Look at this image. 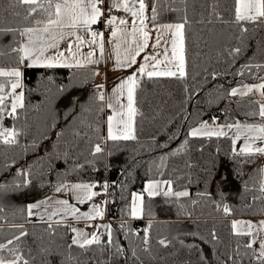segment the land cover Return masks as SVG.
Instances as JSON below:
<instances>
[{
	"label": "snow or ice",
	"instance_id": "6c2138e0",
	"mask_svg": "<svg viewBox=\"0 0 264 264\" xmlns=\"http://www.w3.org/2000/svg\"><path fill=\"white\" fill-rule=\"evenodd\" d=\"M165 13H174L175 21L161 22ZM101 22L104 24L102 30L95 27ZM257 33H264V0H7L6 6L0 3V145L14 149L19 146L20 137L26 134L23 127L4 125L6 118L19 121L21 113H27L29 105L23 83L25 68L79 71L94 69L106 60H112L115 71L133 69L110 91H106L102 83L95 86L96 112L104 114L107 109L109 114L106 120L98 119L88 125L98 135V142L92 143L89 152L94 159L86 161L94 166V160L105 153L108 142L118 144L138 140V118L140 121L145 119L143 106L149 103L143 87L145 80L153 83L162 79L187 81L190 56L209 55L214 49H218V55L226 53L231 61H235L243 53L246 42ZM261 40L264 43V37ZM253 67L264 69V64L243 65L237 74L243 76ZM99 74V71L91 70L93 78ZM211 75L215 79L217 73ZM257 79L262 82L232 87L226 96L251 95L248 102L255 108L246 115L258 118L259 122L234 120L218 124L214 117L211 124L200 121L191 127L188 137L230 139L232 155L244 157L245 162L264 157V76ZM185 92H188L186 87ZM257 94L259 99H255ZM104 124L106 135H100ZM74 135L80 136V132ZM241 139L243 144L237 148ZM88 140L91 141V137ZM188 149L189 140L185 139L170 155L180 156ZM68 155L66 152L65 156ZM168 159V155L161 156L156 164L158 176L165 175ZM82 167V164L75 165V168ZM184 167L191 169L193 164L185 161ZM181 171L179 167L173 169L177 173L175 178L149 179L142 191L131 193L129 203L122 210L128 219L148 217L142 235L131 229L127 220L120 225L121 230L126 229V236L140 240L131 251V258L138 264H144L140 253L151 260L159 257L152 243L153 198L164 197L166 203L176 206L178 214L189 218L193 215L190 208L194 210L201 203L209 202L212 194L207 190L192 198L191 176L180 175ZM19 175L21 179L17 183H0V200L32 183L30 173ZM181 180L188 183L181 184ZM97 187L103 192L93 190ZM110 187L114 185L108 182L98 185L61 180L55 192L64 193L70 199L49 197L20 210L27 223L38 217V221L46 225L39 236L30 233L24 223L9 220L0 203V264H53L54 259L57 264H115L121 257L120 264H127V249L114 237L112 225L96 223L104 220L110 201L103 199L96 203L95 198L111 196ZM245 188H248L247 184ZM248 190L254 194L245 209L258 215L259 219L235 218L234 209L223 202V193L219 202L212 201L213 211L220 214L228 229L227 239L217 231L214 220L207 236L198 232L184 233L191 237V242L187 243L178 237L161 236L156 245L169 250L172 264H193V257L196 264H264V168L259 169L258 183L254 181ZM89 202L87 211L77 207ZM228 217L233 218L228 220ZM80 222L83 227L76 226ZM61 229H65V233L61 234ZM68 233L71 234L70 242H67ZM45 236L48 243H45ZM57 237L65 243L56 244ZM204 244L211 245L214 258L210 259L204 251Z\"/></svg>",
	"mask_w": 264,
	"mask_h": 264
},
{
	"label": "trees",
	"instance_id": "16d2710c",
	"mask_svg": "<svg viewBox=\"0 0 264 264\" xmlns=\"http://www.w3.org/2000/svg\"><path fill=\"white\" fill-rule=\"evenodd\" d=\"M0 3L6 6L7 0H0ZM160 19L161 22L175 21L176 15L165 13ZM262 37L264 33H257L254 38L249 39L244 45L243 53L235 61H231L226 53L218 55V49H214L209 55L190 56V75L187 81L162 79L153 83L145 80L143 87L149 103L143 106L145 119L140 121L138 118V140L121 141L118 144L108 142L105 153L94 160V166L86 161L94 159L89 152L92 143L98 142V135L88 125L94 124L98 119L106 120L107 115V110L104 114L97 113L93 101L98 80L97 76H91V70L95 69L78 71L25 68L23 83L29 105L27 113H21L19 121L6 118L4 125L18 129L23 127L26 134L20 137V144L14 149L0 145V183H17L21 179L20 173H30L32 183L0 200L8 219L24 223L30 233L39 236L46 225L27 223L21 209L55 194V187L61 180L70 183L108 182L114 187L108 190L112 195L108 196L110 202L106 206V220L113 227L114 237L127 249V264H138L131 258V251L140 244V240L135 236H126V229L121 230L120 225L127 220L131 229L142 235L148 224V217L128 219L122 210L129 203L131 193L142 191L149 179L175 178L177 173L173 169L176 167L182 170L180 175L191 176L189 190L192 198H197V193L205 190L212 195L208 198L209 202L201 203L194 210L189 209L193 212L190 218L178 214L176 206L166 203L162 196L151 200L154 213L152 243L159 257L151 260L140 253L144 264H165L166 261L167 264H172L169 250L160 249L156 240L161 236H168L185 239L186 243L191 242V237H186L184 233L198 232L207 236L214 220L217 231L222 238L227 239L228 229L212 206V201L221 200V193L223 202L234 209L235 218H259L246 210L245 205L254 194L248 189L253 187L254 181L258 183L259 169L264 168V157H255L252 162H245L244 157L232 155L230 139L191 138L188 137V132L200 121L211 124L214 117L218 124L234 120L242 123L259 122L258 118L246 115L255 108V105L248 102L251 98L227 97L226 92L232 87L262 82L257 77L264 76V69L257 70L253 67L251 72L245 71L243 76L237 74L243 65L264 64ZM7 39L6 37L5 41ZM213 72L217 73L215 79L211 75ZM185 87L188 89L187 93ZM185 116L188 117L187 120L184 119ZM77 131L80 136L74 135ZM100 135H106V124L102 126ZM88 137H91V141ZM185 139L189 140L188 151L180 156H171ZM66 152L69 153L67 157ZM165 155L169 156L166 161L167 171L160 177L156 174V164ZM185 161H190L193 167L185 168ZM77 164H82L83 167L75 168ZM180 183L188 182L181 180ZM60 231L63 234L66 230ZM67 242H70L69 233ZM174 242L178 248V240ZM45 243H48L46 236ZM63 243L65 240L57 237L56 244ZM202 247L210 259L214 258L211 245L204 244ZM122 260V257L119 258L115 264H120ZM53 264H57L55 259ZM193 264H196L195 257Z\"/></svg>",
	"mask_w": 264,
	"mask_h": 264
},
{
	"label": "rangeland",
	"instance_id": "374dc122",
	"mask_svg": "<svg viewBox=\"0 0 264 264\" xmlns=\"http://www.w3.org/2000/svg\"><path fill=\"white\" fill-rule=\"evenodd\" d=\"M85 51H87V49H85ZM99 66H102V68H100V69L94 68L95 70L99 71V73H100L98 75L97 84H101V83L104 84L106 91H110L119 82V80L121 78L127 76L130 73V72L127 73L129 71V69L128 70H119V71L113 70V61L112 60H106V62L102 63ZM132 70L133 69H130V71H132ZM237 87H242V85L237 86ZM237 97L238 98H251L252 99L251 95L248 97H239V96H237ZM255 99H259L258 94L255 97ZM107 114H109L108 111H107ZM229 135L231 136V133H229ZM242 144H243V140L241 139L240 141L237 142V148L242 146ZM263 164H264V159H263ZM86 183H94V182H86ZM93 190L103 192V189L100 187H97L96 189H93ZM50 197H52L53 199H70L69 196L65 195L64 193H55V194L51 195ZM70 202L75 203V201H71V200H70ZM32 203H38V202H32ZM90 205H91V202L85 203L82 205L78 204L77 207H79L81 209V211H87L89 209ZM105 213H106V211H105ZM244 219H259V218L246 217ZM134 220H140V219H134ZM96 223L110 224L109 222H107L106 216L104 217L103 221H96ZM76 226L77 227H83L84 225H83V222H80L79 224H76ZM87 231H92V229H87ZM102 231H103V229H102Z\"/></svg>",
	"mask_w": 264,
	"mask_h": 264
},
{
	"label": "built area",
	"instance_id": "2783aa9c",
	"mask_svg": "<svg viewBox=\"0 0 264 264\" xmlns=\"http://www.w3.org/2000/svg\"><path fill=\"white\" fill-rule=\"evenodd\" d=\"M95 27L102 30L104 28V24L103 22H101L99 25H96ZM103 199H108V196H104V195L98 196L95 198V202L99 203Z\"/></svg>",
	"mask_w": 264,
	"mask_h": 264
},
{
	"label": "crops",
	"instance_id": "0c3cea01",
	"mask_svg": "<svg viewBox=\"0 0 264 264\" xmlns=\"http://www.w3.org/2000/svg\"><path fill=\"white\" fill-rule=\"evenodd\" d=\"M119 15H123V13H119ZM95 68L100 69V68H102V66H95ZM56 69H67V68H56ZM129 72H131L130 69H129V71H128L127 73H129ZM97 79H98V76H97ZM107 222H108V221H107ZM31 223H40V222L38 221V217H34V218L32 219V222H31Z\"/></svg>",
	"mask_w": 264,
	"mask_h": 264
}]
</instances>
